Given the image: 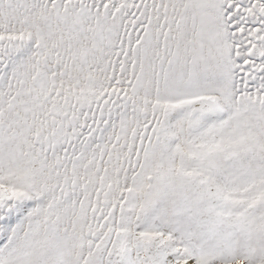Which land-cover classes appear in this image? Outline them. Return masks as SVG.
<instances>
[{
    "label": "snow or ice",
    "instance_id": "6c2138e0",
    "mask_svg": "<svg viewBox=\"0 0 264 264\" xmlns=\"http://www.w3.org/2000/svg\"><path fill=\"white\" fill-rule=\"evenodd\" d=\"M0 264H264V0H0Z\"/></svg>",
    "mask_w": 264,
    "mask_h": 264
}]
</instances>
